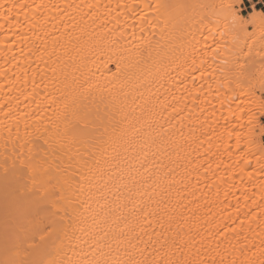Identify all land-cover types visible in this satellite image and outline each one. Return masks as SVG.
<instances>
[{"label": "bare ground", "instance_id": "6f19581e", "mask_svg": "<svg viewBox=\"0 0 264 264\" xmlns=\"http://www.w3.org/2000/svg\"><path fill=\"white\" fill-rule=\"evenodd\" d=\"M151 2L152 0H0V161L6 154L11 156L14 145L18 148L25 136L26 124L29 126L27 131L33 133L36 143L43 144V137L37 138L35 127L41 124L42 134L44 127L51 128L56 119L53 109L57 104L53 100L59 102L60 92L57 90L59 85L54 83L55 79H63L62 70L71 73L74 62H86L94 74L98 88L103 90L106 102L109 89L120 94L123 86L124 92L133 89L143 92L145 99H150L156 106L155 119L167 130L163 133V154L160 151L161 140L158 139L155 147L146 149L148 167L140 168V163L137 162L134 168L139 170V174L135 170L132 174L137 180H140L141 174L144 178H159V186L156 188L159 195L155 199L164 201L160 204V209L166 207L173 216L172 232L169 235L179 232L183 236L191 227L193 232L199 230L203 235L211 237L218 230L223 232V226L228 225L227 239L222 235L216 236L217 241H224L220 251L225 252L226 262L235 259L240 264L241 260L251 258L258 264L260 249L264 248V244H261L264 240V215H261V209L256 206L264 204L261 198L264 192V153L260 151L261 142L251 144L252 151L241 150L245 144L242 138L245 131L233 116L238 102L227 99L222 107L217 92L219 81L207 74L204 81L196 84L194 79L199 78L197 74L200 73L190 67L191 56L185 64L181 53L176 52L175 58L178 59L170 68L166 67L168 60L164 61L163 67L159 62L153 63L151 60L146 65H135L136 46L142 42V38L151 40L154 49H161V55L171 48L168 39L171 24L166 29L164 16L156 19L155 13L143 8L144 4ZM191 2L205 5L223 3L217 0ZM227 2L228 0L224 3ZM14 4L28 7H16L10 13L11 19L5 20L7 10ZM125 4L132 5V10L122 7ZM254 9L257 13L262 11ZM145 12L149 20L142 23L140 17ZM213 12L212 8L199 10L194 20L182 25L185 33H191L187 38L195 44L197 67L208 68L209 71V66L215 67L212 58L216 44L213 41L224 38L219 40L224 55L216 57L217 64L227 56L232 45V36L227 34L226 28L229 22L223 21L225 18L218 8L215 9L216 15ZM202 17L206 19L200 23ZM218 27L227 34V38L221 36ZM218 32L220 37L215 36L214 39L213 35ZM205 49L207 55H204ZM190 52L191 49L184 50L185 55ZM153 57L159 61L155 50ZM118 63L124 73L119 80L113 78ZM177 64H182L183 67L177 68ZM157 70L162 79H156ZM194 73L197 76H193ZM144 78L152 82L144 84ZM229 87L234 85L220 89V93L233 96ZM97 106L101 116L105 115V104L98 100L93 109L96 110ZM142 106L141 100L133 105L137 116H140ZM236 115L240 116L242 113L236 111ZM147 131L157 136L161 133V128L153 125V129L146 130V133ZM134 148H138V142L133 143L127 151L123 147L118 148L121 155L112 161L111 170L103 177L98 173L92 181L93 199H88V192L79 198L77 206L88 220L75 226L77 236L88 238L79 228L89 230L92 215L100 212V206L106 200L116 201L120 196L121 205L125 203L124 196L128 193L123 186H120L121 190L118 192L113 186L117 182L109 180V176L119 174L117 165L123 167L127 175L128 158L135 156ZM112 155L114 153L109 149V155L105 159L111 160ZM84 158L89 159L86 153ZM72 171L76 173V179H79V169L74 167ZM105 184L107 188L104 187ZM4 201V189L0 185V259L4 258ZM136 202L139 203L138 200ZM88 206L91 207V212L85 211ZM121 210L125 215L128 214V208ZM104 211L108 212L110 208H105ZM245 213L250 214L246 216ZM241 221L244 222L243 231L239 227ZM233 228L240 233L239 236L231 231ZM153 229L162 231L155 221ZM153 229L148 231L152 232ZM144 239L147 240V236ZM76 243L73 241L74 245ZM211 246L216 247L215 243ZM233 246L237 249L234 253ZM81 248L87 252L89 245L80 243L76 251L79 252ZM66 251L69 256L73 255L71 248H66ZM211 255L215 256V253ZM202 258L208 259L210 264L211 256ZM219 259L216 256V260Z\"/></svg>", "mask_w": 264, "mask_h": 264}, {"label": "snow or ice", "instance_id": "6c2138e0", "mask_svg": "<svg viewBox=\"0 0 264 264\" xmlns=\"http://www.w3.org/2000/svg\"><path fill=\"white\" fill-rule=\"evenodd\" d=\"M246 3L247 0H228L219 5H205L191 0H152L151 3L144 4L143 8L155 13L156 19L165 17L166 29L171 24L168 31L171 48L161 55V49H154L151 40L142 38V42L136 46L135 65H146L151 60L153 63L159 62L163 67L164 61L168 60L166 67L170 68L178 59L175 58L176 52L181 53L185 64L191 56L190 67L193 71H200L201 78L207 74L219 81L217 92L222 107L227 99L240 100L233 116L240 122L241 128L247 129L249 144H255L256 136L259 135L260 151L264 153V11L257 13L253 8L251 16H245L241 8ZM16 7L28 6L14 4L7 10L5 20L11 19L10 13ZM122 7L128 10L133 8L127 4ZM206 8H212L214 15L217 14L215 9H219V13L229 20L226 27L228 34L232 36L231 48L218 64L216 57L224 55L223 46L214 41L216 48L212 63L215 67L209 66L210 71L208 68L197 67L195 44L187 38L191 33H185L182 26L187 21L194 20L199 10ZM204 19L206 17H202L200 23ZM140 20L142 23L149 20L147 12L141 15ZM257 21L260 29L258 37L255 31H248V26H256ZM223 35L221 32L222 37ZM79 39L78 37L77 40ZM156 43L159 45V42ZM185 49H191V52L185 55ZM154 50L159 61L153 57ZM207 54L205 49L204 55ZM255 56L261 58L258 68ZM203 64L202 60L201 65ZM182 67V64H177V68ZM61 75L63 79L56 78L54 82L59 85L57 90L60 97L59 102L53 100L57 104L53 109L56 118L52 122L53 126L44 127L42 134V125L35 127L37 138L43 137V144L36 143L33 133L27 131L29 126L26 124L25 136L18 148L14 145L11 156L6 154L0 161V185L5 193L4 258L0 259V264H209L208 259L202 258L205 256H211L210 264H237L235 259L226 262L225 252L220 251L224 241L216 240V236L220 235L227 239L228 225L223 226V232L218 230L211 237L203 235L199 230L193 232L191 227L183 236L179 232L169 235L172 232L173 216L166 207L160 209V204L164 201L155 199L159 195L156 191L159 178L153 180L151 176L144 178L141 174L140 180H137L132 174L133 170L139 174V170L134 168L137 162L140 163V168L148 167L146 149L155 147L158 139L161 140V154L164 151L163 133L167 130L155 119L157 110L150 99H145L144 93L138 89L124 92L122 86L120 94L109 89L106 102L103 90L98 88L94 74L83 61L79 64L74 62L72 72L62 70ZM123 75L118 63L113 78L119 80ZM155 77L157 80L163 78L159 70ZM142 82L147 84L152 81L144 78ZM257 84L259 97L256 96ZM232 85L234 87H229V91L236 94L234 97L220 93V89ZM241 96L243 99H240ZM98 100L105 104L106 114L103 116L98 106L96 110L93 109ZM137 100L143 101L140 116L135 114L136 108L133 107ZM236 111L242 115L237 116ZM153 125L161 128V133L157 136L151 135V131L146 133V130L153 129ZM137 142L138 148L133 149L135 156L128 158L127 175L125 169L117 165L119 174L109 176V180L117 182L113 186L118 192L121 190L120 186H123L128 193L124 196L125 203L121 205L120 196L116 201L106 200L100 206V212L92 215L89 230L79 228L88 238L77 236L75 226L88 220L77 206L79 198L88 192V199L92 200V181L96 175L99 173L103 177L111 170L112 161L121 155L118 148L123 147L127 151ZM109 149L114 153L111 160L105 159L109 155ZM84 153L89 159L84 158ZM74 167L79 169V179H76V173L72 171ZM104 187L107 188V184ZM101 196L103 198V193ZM261 198L264 200V192ZM256 206L261 209V215H264V204ZM105 208H110V211L105 212ZM122 208H128L127 215ZM85 211L91 212L92 209L88 206ZM249 214L245 213L246 216ZM195 215L193 212V217ZM154 221L162 231L153 229ZM239 227L243 231V221ZM148 229L153 231L149 232ZM231 231L236 236L240 235L235 228ZM145 236L147 240L144 239ZM73 241L77 243L74 245ZM80 243L88 244L89 250L85 252L81 248L77 252ZM213 243L215 248L211 246ZM261 244H264V240ZM66 248H71L72 256L68 255ZM235 251L237 249L233 246V253ZM216 256L220 257L219 261ZM260 257L258 264H264V248L260 249ZM240 264H256V261L248 258L241 260Z\"/></svg>", "mask_w": 264, "mask_h": 264}, {"label": "rangeland", "instance_id": "374dc122", "mask_svg": "<svg viewBox=\"0 0 264 264\" xmlns=\"http://www.w3.org/2000/svg\"><path fill=\"white\" fill-rule=\"evenodd\" d=\"M222 1H223V3H224L226 0H225V1H224V0H220V1L217 0V2H222ZM256 1H257V0H254V3H253V0H248V2H247L245 5L242 6L241 11L243 12V14H244L245 16H251V14H252V9H253L254 7H255L256 9H259V10L264 11V6H263L262 2H261L260 4H257ZM260 1H262V0H260ZM219 4H220V3H219ZM225 20H226V19H224L223 21H225ZM226 21H227V23L229 22V20H226ZM226 21H225V22H226ZM226 25H227V24H226ZM219 28H220V27H218V29H217L218 31L220 30ZM221 28H222V27H221ZM226 28H227V27H226ZM222 29H223V28H222ZM248 31H249V33L255 31L256 34H257V37L259 36V33H260V29H259V26H258V25H256V26H252V25L248 26ZM220 32H221V30H220ZM216 33H217V32H216ZM227 34H228V32H227ZM227 34L224 33L225 38H227ZM215 36H216V37H220V36H219V32H218V34H216V35L214 34V35H213V38H214ZM216 37H215V38H216ZM215 38H214V39H215ZM219 40H224V38H219V39L217 38V42H219ZM215 41H216V39H215ZM213 43H214V41H213ZM254 58H255V61H256V66H257V68H258V67H259V61H260L261 58H260V56H255ZM197 72L200 73L199 71H197ZM195 73H196V72H195ZM195 73H194L193 76H197V75H198V77L201 78V77L199 76L200 74H197V73H196L197 75H195ZM199 78L195 77L196 80L194 79V82H196V84H197V83H201L202 81H204L203 78H205V77L202 78L203 80H200ZM232 95H233V97H234L236 94H235V93H232ZM259 95H260V92H259V84H257V85H256V96H259ZM240 99H243V97L241 96ZM234 101H235L236 103H237V102L240 103L239 100H234ZM243 122H244V121H243ZM245 122H246V121H245ZM243 130H244L245 132H244V134L242 135V138H243V143H245V144L242 143L243 145H242V147H241V150H242V149H245V150H246V149H251V148H253V145H254V144L251 146V144L249 145V144L247 143V142H248V136H247V132H246L247 130H246V128H243ZM245 133H246V135H245ZM244 135H245V136H244ZM246 140H247V141H246ZM256 141H257V142H261V141H260V137H259L258 134H257V136H256ZM257 142H256V143H257ZM246 143H247V145H246ZM256 143H255V144H256ZM247 147H250V148H247ZM250 151H252V149H251ZM254 158H255V157H254Z\"/></svg>", "mask_w": 264, "mask_h": 264}, {"label": "crops", "instance_id": "0c3cea01", "mask_svg": "<svg viewBox=\"0 0 264 264\" xmlns=\"http://www.w3.org/2000/svg\"><path fill=\"white\" fill-rule=\"evenodd\" d=\"M247 2H248V0H247ZM261 2H262V1H260V0H257V1H256L257 4H260ZM262 4H263V6H264V3H262Z\"/></svg>", "mask_w": 264, "mask_h": 264}]
</instances>
